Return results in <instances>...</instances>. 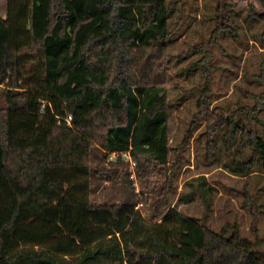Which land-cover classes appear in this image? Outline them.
Instances as JSON below:
<instances>
[{"label":"trees","instance_id":"obj_1","mask_svg":"<svg viewBox=\"0 0 264 264\" xmlns=\"http://www.w3.org/2000/svg\"><path fill=\"white\" fill-rule=\"evenodd\" d=\"M179 2L7 0L0 15V264H264V237L246 238L238 223L210 227L215 189L204 176L180 198L200 199L202 218L170 209L151 222L136 210L138 199H89L95 150L128 158L139 175L150 164L170 165L162 63L184 16ZM230 12V35L246 26L264 55V4L243 22L241 11ZM249 62L242 79L260 92L240 87L253 103L224 118L206 147L214 160L229 157L223 165L235 176L264 181V62ZM247 186L243 207L258 217L264 185L257 196Z\"/></svg>","mask_w":264,"mask_h":264},{"label":"rangeland","instance_id":"obj_2","mask_svg":"<svg viewBox=\"0 0 264 264\" xmlns=\"http://www.w3.org/2000/svg\"><path fill=\"white\" fill-rule=\"evenodd\" d=\"M219 1L222 4L219 10L217 0H180L176 5L178 14L183 5L184 16L168 50L169 63H162L163 69L167 64L162 81L169 86V109L172 112L170 165L160 168L150 164L139 175L137 164L128 162V158H118L114 154L106 158L101 151L95 150L90 165L93 175L89 199L96 204H120L129 197L138 199L136 210L151 222L170 209L202 218L204 207L200 199L187 203L180 198L191 192L190 182L204 176L215 189L210 227L219 231L225 224L238 223L246 238L255 239V234L263 238L264 214L252 216L243 207L242 193L248 183L249 193L257 196L264 181L232 174L223 165L229 157L214 160V155L208 153L206 138L222 124L224 118L235 113L237 106L244 102L253 103L251 96H245L240 87L248 88L253 94L261 90L258 85L248 84L242 79L245 63L250 61L249 68H252V62H264L262 49L256 52L253 32L245 26V31L233 37L227 26L232 25L230 8L241 11L239 21L243 22L252 7L263 8L264 0ZM6 3L7 0H0V15L3 17ZM221 29L225 30V35ZM189 68L191 72L186 76L183 71ZM207 81L210 83L208 90L202 93ZM204 94L207 96L200 101L199 110L197 103ZM192 184L195 186L197 182ZM261 210L264 211V205ZM255 229L257 231L253 232ZM262 246L264 251V243Z\"/></svg>","mask_w":264,"mask_h":264},{"label":"built area","instance_id":"obj_3","mask_svg":"<svg viewBox=\"0 0 264 264\" xmlns=\"http://www.w3.org/2000/svg\"><path fill=\"white\" fill-rule=\"evenodd\" d=\"M114 155H116V154H114ZM127 157H128V155H127ZM132 164H134V163H132Z\"/></svg>","mask_w":264,"mask_h":264}]
</instances>
